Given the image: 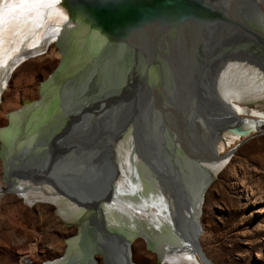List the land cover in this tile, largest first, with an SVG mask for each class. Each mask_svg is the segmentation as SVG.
<instances>
[{
	"label": "water",
	"instance_id": "95a60500",
	"mask_svg": "<svg viewBox=\"0 0 264 264\" xmlns=\"http://www.w3.org/2000/svg\"><path fill=\"white\" fill-rule=\"evenodd\" d=\"M62 3L68 14L67 23L76 24L64 32V38L75 30H84L91 37L108 38L109 44L120 46L121 51L112 62V58H105V53L98 56L94 67L89 72L81 69L82 74L83 71L75 72L74 64L69 65L75 54L59 50L61 61L45 81L47 88L42 89L41 84L40 99L33 103L22 101V109L8 116L9 124L17 128L9 136H2L0 155L5 174L16 184L17 191L31 193L35 202L50 203L65 226L76 230V235L67 240L63 258L71 256L69 242L76 239L85 246L79 244L82 249L73 251L76 260L73 264H98L99 256L104 264H134L131 248L130 258L121 256L119 260L114 247L121 235L119 229L108 223V216L133 221L132 212L121 210L124 204L119 199L133 196L132 184L140 196L141 210L137 214L146 220L153 219L150 211L154 207L150 209L148 203H156L149 197V192L152 193L149 184L135 179H127L130 183L122 181L123 184L119 181L114 147L122 146L126 139L135 146L133 160L143 158L144 154L154 160L158 185L162 188L161 203L166 205L161 213L169 211L171 215L168 213L170 224L167 223L165 231L160 223L153 226L156 232L152 235L165 243V247L159 246L161 250L180 246V235H176V228L180 230L179 210L192 216L187 194L194 193L193 205L198 199L204 201L221 171L215 173L209 167L205 146L200 143L204 130L213 127L207 113L224 109L227 103H217L212 87L224 83L231 72L244 65L264 75V23L251 0H64ZM100 62L108 64L101 69ZM66 71L68 89L65 92L64 87L52 89L51 78ZM137 147L142 150L138 152ZM83 149L85 168L74 158ZM166 151L176 153L174 164ZM167 166L174 167L175 181L167 176ZM90 167V175L80 180ZM194 170L199 174L196 179ZM166 180L171 182L172 189L165 186ZM125 187L127 192L123 191ZM153 187L156 197L159 191ZM84 192L89 198L88 210L70 221L67 209H62V204L68 202L65 193L70 197ZM146 220L143 223L147 226ZM193 233L201 250L199 238L203 230ZM82 251H91L92 255L80 257ZM158 264H162L160 258Z\"/></svg>",
	"mask_w": 264,
	"mask_h": 264
},
{
	"label": "rangeland",
	"instance_id": "374dc122",
	"mask_svg": "<svg viewBox=\"0 0 264 264\" xmlns=\"http://www.w3.org/2000/svg\"><path fill=\"white\" fill-rule=\"evenodd\" d=\"M59 50L54 42L45 53L12 71L0 94V134L15 129L8 116L22 109V101L33 103L40 99L41 84L46 89L45 81L61 61ZM223 85L222 81L212 87L219 104L229 96ZM263 102L260 94L248 93L242 103L232 102L231 115L236 119L254 116L264 109ZM226 122H222L224 130H220L227 143ZM263 128L261 116L256 119L253 135L228 154L226 166L202 200L198 219L203 230L199 238L202 251L199 248L198 253L206 264H264V131L256 133ZM1 144L0 139V151ZM4 166L0 155V264H61L67 258H63L67 240L76 235V230L65 226L50 203H30L15 192L16 184L7 179ZM131 243L134 264H158L159 247L152 245L147 233L138 232ZM97 260L104 264L101 256Z\"/></svg>",
	"mask_w": 264,
	"mask_h": 264
},
{
	"label": "bare ground",
	"instance_id": "6f19581e",
	"mask_svg": "<svg viewBox=\"0 0 264 264\" xmlns=\"http://www.w3.org/2000/svg\"><path fill=\"white\" fill-rule=\"evenodd\" d=\"M62 1L64 0H0V94L5 87L12 71L17 66L30 58L45 53L49 45L54 42L57 43L58 47L61 50H68V53L70 52L71 56L75 54V56L69 61V65L74 64L75 72L83 71L82 74L86 69L89 72L90 70L88 69H92L96 63L95 59L98 58V56L103 55L104 53L106 54L105 58H112L111 62L115 60L116 57H118V53L119 50L121 51V47H116L115 45L112 46L111 44H109L110 40L108 38H105V40L102 38H94L89 36L86 31H81L79 29L78 31L75 30L73 35L70 34L69 36L64 38L66 34L64 32L66 30H69L71 27H75L76 24L67 23L68 14L63 8L65 6L63 5ZM251 3L257 8V16H259L261 22L264 23V0H251ZM79 53L82 58L81 60L79 58ZM107 64L108 62H105L104 64L100 62L101 69H104V65ZM77 65L78 68H76ZM244 66L245 67H241V69L237 71L235 70L234 73L231 72L232 74L227 76V78L225 79L223 89L229 92L225 108L221 110L219 109L217 111L216 109H213L210 112L211 114L207 111V114L209 115L208 117L213 121V127L206 128L207 130H204V133L200 138V143L202 144L201 147L205 146L209 149L208 151H206V148L204 147V154L207 158H209L207 160V164L212 165H210V167L215 170V173H218L220 170L222 171L224 169L227 163V156L231 152V150L237 144L248 138L251 133L253 135V132L251 131L252 129L256 128V119L264 116V109L261 105V111H257L254 116L244 115L243 117H239L236 119L235 117H233V115H231L232 102L238 100L240 103H242L244 101L245 95L248 93L255 92L256 95L260 94L261 98L264 101V75H262L258 71L253 70L252 68H249L247 65ZM83 68L85 69L81 70ZM66 72L65 74H62L61 72L58 73L56 77L51 81L50 87L52 89L64 87L62 88L64 92L68 89L66 86V81L68 80V72ZM221 121H228L226 122V124L229 123L228 125H225L228 128L225 131L229 139H227V143L223 142L224 139L221 130H224V124ZM200 126L202 127L201 123L199 127ZM16 128L17 125L15 129ZM15 129H13L9 133L0 134L1 141L2 136H9L10 134H12V132H14ZM228 131L230 133H227ZM262 131H264V128L263 130L258 129L256 133L259 134ZM214 135L217 136L214 137ZM20 143H23L22 140H20ZM216 145L218 147H216ZM134 147L135 146H133L132 143L127 142L126 139L123 141L122 146H118L117 144V146L114 147L113 153L117 157L115 168L116 174L118 175L119 181H121V183L122 181H127L128 183H130V181L127 179H135L138 181H143L144 183H147V185L149 184L152 188L150 189L152 193L149 192V197H152V200L155 201V205L157 207L154 205V202L148 203V206L150 205L149 208L154 207V211H150V213L153 215V219L147 218L146 220L144 219L146 218L145 216L143 217L141 214H137L136 212H140L141 210V203H139L140 196L138 197V190L135 188L134 184H132L133 189L130 191L133 196L129 197L128 195H126L127 198L119 197L120 204H124V206H120L121 210H123L124 212H132L131 219L133 220L130 223L128 220L121 219V216H108V219L110 220L108 221V223H110L112 227L119 229L118 233H120L121 235L117 246L114 247L115 252H118V257H120L119 260L122 259L121 256L125 257L126 260L130 258L129 248H131V242L137 236L138 232L147 233V235H149L151 239L152 245L157 247L161 245L162 247H165L166 245L165 243H163V241H158V237H154L152 235V232H156L153 231V226H158V224L161 223L165 226L164 229H162L163 231H165V229L167 228V223L168 225L170 224L169 214L171 215V212L168 211L169 214L167 212L163 214L161 213L162 207L164 208L166 205L161 203L163 195L161 193L162 188L160 189L158 185V183H160L157 172L158 167L155 165V162L154 160H152L150 155L144 154L143 158L140 157L133 160V149H135ZM136 149L138 152L142 150V148L140 147H137ZM113 153L111 152L110 154L113 155ZM166 153L171 155L169 159L174 164V162L177 161L176 153H170L167 151ZM85 155L86 153L83 149L79 150L74 157L80 162V164H78L82 166V168H85L84 162L82 161L83 158L86 157ZM178 162H182L181 157L178 158ZM91 169L92 168L90 167L89 171L86 170L83 173V177L81 176V178L79 179L83 180L84 177L87 178V176L90 175ZM167 169V176L169 177V179H173L175 181L177 174L174 167L170 168L169 166H167ZM171 170L175 172H172ZM192 174L194 176L193 178L195 179L197 178V175H199L196 170H194ZM184 175L188 177L187 174ZM121 176L123 178H121ZM101 177V179H103L105 175L103 177L102 174ZM199 177H202V175ZM165 182V186L168 187V189H172L171 182L169 180H166ZM139 185L144 184L140 183ZM153 186L157 187V190L159 191L156 197L153 196ZM15 187V192L21 194L24 198L27 199L28 202H34V195L29 192L17 191ZM123 191L127 192L126 187L123 189ZM65 196L66 198H68V202H66V204H62V209H67V218H70V221L74 222L78 217H81L84 214L83 212L85 210H88L89 198L87 197V194L85 192L81 195H71L70 197L67 193H65ZM187 197H190L189 199H191V204H189L190 207H188V211L190 209V211L192 212L191 218L184 214L183 210L178 209L179 213L181 214V219L179 220L178 224L180 226V230L178 227L176 228V235H180L178 236V239L180 240L181 244L180 246L179 244H177L174 247L168 246L170 249L169 251H164V249L161 250L159 248L161 263H163V261H171V264H185V262L191 261L195 264H206L198 253L199 246L193 233V230L195 233L200 230L198 219L201 216L202 199H198L197 202L193 205L194 200H196L194 198V193L189 192V195L187 194ZM142 203L144 204L145 201H142ZM145 205L147 206L146 203ZM154 218L158 219L159 221H155L156 219ZM145 220L146 222L149 221V225L146 226L143 223L145 222ZM164 235L165 234H162L163 237ZM75 240L69 242L70 246H74L73 248H71V256L69 258L67 256V258L63 260L61 264H68L67 262L69 261V259V264H73L76 262V260L73 258V251L77 250V248L82 249L80 245H85L82 244L80 240ZM91 253V251H87L85 253L82 251V256L80 257L89 258L92 255Z\"/></svg>",
	"mask_w": 264,
	"mask_h": 264
}]
</instances>
